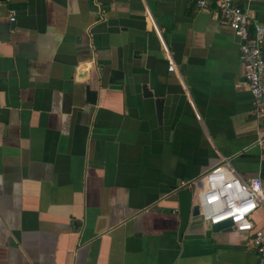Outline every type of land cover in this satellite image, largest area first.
I'll use <instances>...</instances> for the list:
<instances>
[{"label": "crops", "instance_id": "obj_1", "mask_svg": "<svg viewBox=\"0 0 264 264\" xmlns=\"http://www.w3.org/2000/svg\"><path fill=\"white\" fill-rule=\"evenodd\" d=\"M234 1L264 23V0ZM14 13L0 39V264H258L246 232L180 240L169 200L221 161L264 178V117L215 2L9 0Z\"/></svg>", "mask_w": 264, "mask_h": 264}, {"label": "built area", "instance_id": "obj_2", "mask_svg": "<svg viewBox=\"0 0 264 264\" xmlns=\"http://www.w3.org/2000/svg\"><path fill=\"white\" fill-rule=\"evenodd\" d=\"M193 1L200 10L215 2L223 21L239 38L243 75L255 101V112L264 117V23L254 20L248 9L234 0ZM175 68L172 62L169 69ZM257 144L264 149V133L258 137ZM181 188L193 191V205H198L199 216L210 226L231 220L233 230L248 233L249 243L258 254V264H264V225L254 219L258 208L264 207L263 177L242 176L227 161H221L199 177L181 181L174 191Z\"/></svg>", "mask_w": 264, "mask_h": 264}, {"label": "water", "instance_id": "obj_3", "mask_svg": "<svg viewBox=\"0 0 264 264\" xmlns=\"http://www.w3.org/2000/svg\"><path fill=\"white\" fill-rule=\"evenodd\" d=\"M9 0H0V39L5 40L10 37L11 30L15 27V18L17 13H14L13 19L6 20L5 19V9L8 8ZM81 70V75L85 74V71ZM86 93L88 101L95 103L97 99L98 91L95 89H91L90 84L86 86ZM144 93L146 95H152V92L145 87ZM157 108H158V117L161 120L162 109H163V99L158 98L156 100ZM193 191L188 188H181L174 191L170 196L169 200L171 202H177V212L180 217V223L178 227L179 239H187V238H203L205 236L210 237L212 234L220 231L231 230L232 222L231 220H226L217 224H213L210 228L206 230H201L200 224L198 222H192L193 217L199 216V207L198 205H193L192 202ZM154 209L161 210L160 207L155 206ZM166 211L174 212L175 207L172 205ZM136 237L129 236L127 238L128 244H135L140 248V241L135 240ZM129 246V245H128ZM140 250V249H139Z\"/></svg>", "mask_w": 264, "mask_h": 264}, {"label": "rangeland", "instance_id": "obj_4", "mask_svg": "<svg viewBox=\"0 0 264 264\" xmlns=\"http://www.w3.org/2000/svg\"><path fill=\"white\" fill-rule=\"evenodd\" d=\"M195 201H196V198H195Z\"/></svg>", "mask_w": 264, "mask_h": 264}]
</instances>
